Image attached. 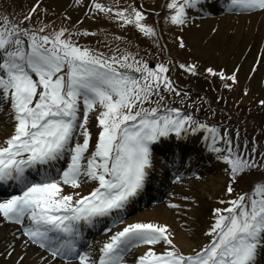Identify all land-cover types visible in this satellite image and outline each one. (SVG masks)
Returning a JSON list of instances; mask_svg holds the SVG:
<instances>
[{
  "label": "snow or ice",
  "instance_id": "6c2138e0",
  "mask_svg": "<svg viewBox=\"0 0 264 264\" xmlns=\"http://www.w3.org/2000/svg\"><path fill=\"white\" fill-rule=\"evenodd\" d=\"M42 3L36 0L19 18L0 12V186L13 191L0 199V228L10 226L0 235V260L264 264V145L256 140L241 144L238 132L234 140L228 128L198 118L201 111L215 116L211 101L192 100L174 75L207 73L232 90L239 83V67L230 74L212 67L201 73L195 62L164 56L152 65L145 58L166 52L165 29L183 31L197 15L210 14L209 0H164L158 10L138 0H124L123 6L119 0H72L60 25L40 19L48 15ZM221 7L227 13L264 16V0H221ZM80 10L83 14L73 22L69 12ZM89 18H102L123 32L134 30L150 47L141 55L131 50L126 36L116 35L113 40L124 43L123 50L117 45L104 52L83 44V38L97 34L83 27ZM176 39L181 49L186 47L183 37ZM261 64L264 50L251 72ZM170 101L195 112L170 106ZM259 103L264 106V100ZM172 134L179 141L203 134L205 149L222 162L227 176L218 200L222 207L211 210L212 222L203 233L207 242L187 249L172 224L127 219L155 179L154 145ZM179 162L174 182L183 180V151ZM246 176H253L249 189L237 191ZM169 195L167 207L179 218L180 210L191 205ZM91 231L103 239L89 241Z\"/></svg>",
  "mask_w": 264,
  "mask_h": 264
},
{
  "label": "rangeland",
  "instance_id": "374dc122",
  "mask_svg": "<svg viewBox=\"0 0 264 264\" xmlns=\"http://www.w3.org/2000/svg\"><path fill=\"white\" fill-rule=\"evenodd\" d=\"M163 1L138 0V2L145 3V6L149 9L154 8V3L158 2L157 4L160 5ZM71 2L72 0H43L42 7L48 9V15L46 18L41 15L40 19L47 22L50 21V24L60 25L63 20V14ZM103 2L109 3L111 0H103ZM18 3L21 8L22 2ZM119 3L123 6L124 0H119ZM208 8L210 14L206 13L203 16L197 15L195 23L186 27L183 31L176 28L165 29L161 42L167 45L166 52L161 54L160 57L148 55L145 58L149 59V61L153 60V65L157 58L162 59L164 56L176 62H195L201 73H204L203 69L207 67L214 69L223 68L225 71H232L238 66V72L243 84L237 94L236 92H238L240 85V77L238 76L239 83L235 89L229 90L228 100L226 98V95H228L226 93L227 91L223 90V93H221L223 88L221 84L217 83L219 79H214L210 82L207 79L208 74L206 73L200 76H192L182 74L178 71L176 72L177 74L175 73L176 80L183 89L189 92L192 100H197V97H204L211 101V108H214L212 110L215 111V116L210 111H201L196 113L199 116L198 118L201 120L207 118L210 124H212L211 119H213L217 121L216 125L221 128H228L230 125L228 119H237V123L231 128H228L234 140L238 132L239 142L241 144L256 140L261 145H264V126L256 122L254 124L253 121L255 118L250 114L248 115L246 110L235 108L237 106L240 107L241 103L246 108L250 103L256 106V111H258V114L255 115L256 118L264 114V106L259 103L260 100H264V64H261L254 74L251 72L259 53L261 50H264V16H261L259 13L252 15L227 13L219 3L213 5L209 2ZM13 9L15 8L12 5L2 4L0 6V12L7 14ZM155 9L158 10V8ZM69 14L72 17V21L75 22L83 14V10L79 12L70 11ZM193 15H196V13H193ZM152 18H155V16L149 17L150 22ZM83 27L97 34L95 36L85 37L80 42L93 48H98L100 51L108 52L109 47L115 49L117 45L123 50L126 45L120 41H114L113 35L126 36L132 42L131 50L139 51L141 55H144L145 50L150 47V42L144 40L136 31L131 29L127 32L120 31L114 24H110L102 18L95 20L89 18L85 20ZM48 31H51V28ZM177 37H183L186 45L185 48L181 49L178 46ZM134 43L138 44L139 48H136ZM151 51L155 52L156 48L151 47ZM245 89H247V94H245ZM236 94L238 99L233 96ZM217 97H223V99H217ZM228 101L230 108L228 106V109L223 111ZM170 106L182 107L189 112H195V109H189L186 104L180 105L178 102L172 103L170 101ZM204 108L207 109L208 105L205 104ZM232 108L235 109L231 111ZM91 130L95 135L97 131L96 127H93ZM197 136L198 139L196 137L192 139L195 145L199 143L200 134H197ZM202 140L204 142V139ZM197 150L192 153L195 156L190 155L192 157H190L187 164L201 169V166L206 162H204L203 157L196 156V153H198ZM194 159L197 160L194 162ZM210 162H213V160H210ZM187 168L189 170L183 175L181 182H174V179L171 180L173 184L169 187L167 195L165 194V199L159 202H153L152 204H155L154 206H163L164 209L170 211H175L173 214L174 221L177 223L176 225L179 229L184 227L183 223L190 224L187 225L188 238L189 242L195 246L202 241L207 242L203 233L212 222L211 210L214 207H222L216 203L220 199L219 197L221 195L223 196L227 176L222 171L221 176L223 178L218 179L216 174L212 176L201 175L199 172L192 170V168ZM249 178L252 180L253 176L244 177L245 181H248ZM171 193H175L174 199L177 203L191 205V207H184L180 210L181 214L179 218L176 215V210L167 207L169 199L172 198L169 195ZM185 195L195 197V200L184 201L182 197ZM192 209L195 212L193 215L189 213ZM0 264H4V261L0 260Z\"/></svg>",
  "mask_w": 264,
  "mask_h": 264
},
{
  "label": "bare ground",
  "instance_id": "6f19581e",
  "mask_svg": "<svg viewBox=\"0 0 264 264\" xmlns=\"http://www.w3.org/2000/svg\"><path fill=\"white\" fill-rule=\"evenodd\" d=\"M171 137H172V140L165 141L162 139V141H161V146H163L167 150V154L165 156L162 155L161 157H160L159 153L154 154L156 161H157V172L154 174L155 179L153 180L152 183H153V187L156 189L159 188V186H160V188H162L164 190L165 187L172 186L171 182L169 183V181L167 179L163 178L164 172H167V173L169 172V167L165 166V164L163 163L164 161H162L163 158L167 157L168 155L174 158L173 154L175 153V158L177 157L179 160V156L181 154L179 152H181L186 147L191 146L189 140L179 141L175 138L174 134H172ZM201 137L203 138V134H201ZM169 139H171V138H169ZM173 139H174V141H173ZM177 145H180V147H177ZM198 148H199L200 157L202 156L204 158V162H206V163L202 165L203 167L201 166V169L196 168V166H194V165H192L190 167V169L192 168V170H194L195 172H199L201 175L212 176V175L216 174L218 179L219 178L222 179L223 178L221 176L222 171H223L222 162H217L214 158V155L210 154L205 149L203 141H200L198 143ZM171 150H174V151H171ZM197 157H199V155ZM184 158H186V157H184ZM196 160L197 159H194V162ZM210 160H213V162H210ZM170 171H172V170L170 169ZM180 172L182 174L186 173L187 172L186 168L182 169ZM160 180H162L163 183H161ZM147 204H149V203H147ZM174 213H175V211H170V210L164 209L163 206L149 207V208H146L145 210H143L142 212L141 211L138 212L135 209H133L130 211V213L128 215L129 216L128 220L132 221L135 219H145V220L153 219V220H159L161 222L170 223V224H172L173 228L177 231L178 239L182 238V243H184V246L187 249L188 244H191V242H189V238H188V231H185L184 227L182 229H179L177 227V225H176L177 223L174 221V216H173ZM189 213L191 215H193L195 212L192 209V210H190ZM187 225H190V224H187ZM189 227H191V226H189ZM9 229H10V226H4V227L0 228V235L8 233ZM95 233L96 232H94V235H92V240L100 241L101 239H103L102 234H99V233L95 234Z\"/></svg>",
  "mask_w": 264,
  "mask_h": 264
},
{
  "label": "trees",
  "instance_id": "16d2710c",
  "mask_svg": "<svg viewBox=\"0 0 264 264\" xmlns=\"http://www.w3.org/2000/svg\"><path fill=\"white\" fill-rule=\"evenodd\" d=\"M2 1V0H1ZM4 1V0H3ZM5 1H7V0H5ZM264 121V120H263Z\"/></svg>",
  "mask_w": 264,
  "mask_h": 264
}]
</instances>
